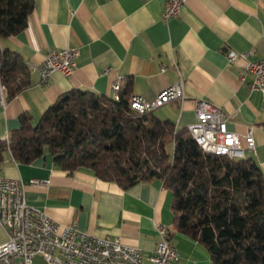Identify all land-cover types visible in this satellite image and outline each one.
Listing matches in <instances>:
<instances>
[{"label": "crops", "instance_id": "0c3cea01", "mask_svg": "<svg viewBox=\"0 0 264 264\" xmlns=\"http://www.w3.org/2000/svg\"><path fill=\"white\" fill-rule=\"evenodd\" d=\"M32 1L26 27L1 39V48L38 65L48 50L75 47L76 69L69 77L55 72L42 83L37 71L30 70L29 86L0 104V142L19 128L20 114L35 125L51 104L74 89L112 97L111 85L119 79L120 88L129 81L130 95L153 100L182 80L183 99L153 113L181 129L195 121V100L220 108L228 116V129L242 141L252 128L255 151H246L243 158H252L264 175V98L249 92V74L241 80L246 64L264 56L261 0H186L179 15L167 21L162 19L164 0ZM230 51L245 56L231 63ZM0 176L20 178L27 204L61 224L119 238L150 255L158 238L154 225L161 223L178 249L175 264H213L201 243L172 226V192L159 179L123 189L86 168L63 170L47 151L20 163L3 143ZM5 240L0 227V244Z\"/></svg>", "mask_w": 264, "mask_h": 264}, {"label": "trees", "instance_id": "16d2710c", "mask_svg": "<svg viewBox=\"0 0 264 264\" xmlns=\"http://www.w3.org/2000/svg\"><path fill=\"white\" fill-rule=\"evenodd\" d=\"M32 9V0H0V40L20 33ZM29 71L19 53L0 46L6 100L29 86ZM129 88L128 81L117 100L74 89L51 104L35 125L20 114L8 146L0 143L20 163L47 151L61 169L86 168L123 189L159 179L172 192V226L201 243L213 264H264V175L259 165L249 157L203 152L186 127L176 129L153 111L135 115Z\"/></svg>", "mask_w": 264, "mask_h": 264}, {"label": "built area", "instance_id": "2783aa9c", "mask_svg": "<svg viewBox=\"0 0 264 264\" xmlns=\"http://www.w3.org/2000/svg\"><path fill=\"white\" fill-rule=\"evenodd\" d=\"M185 1L164 0L162 19L178 16ZM261 2L264 6V0ZM244 56L230 51L228 60L233 63ZM76 57L75 47L48 50L40 64H32V70L37 71L39 83L55 72L69 77L76 69ZM247 74L251 77L247 83L249 92H259L264 98V56L246 64L241 80ZM119 83L117 79L111 85V95L116 100ZM183 97L182 80H179L163 88L153 100L130 95L128 103L131 111L140 116ZM5 102V88L0 83V104ZM194 105L195 121L186 129L194 141L202 140L203 152L204 147H220L236 155L255 151L252 128L247 129L242 141L239 134L228 129V116L220 108L204 100H195ZM4 140L8 146V136ZM30 183L37 184L38 180ZM25 186L20 178L0 176V227L6 234V240L0 244V264H34V256H40L46 264H175L180 258L166 225H154L156 246L152 254L145 255L140 248L124 244L119 238L90 235L78 230L75 224H61L44 210L29 206Z\"/></svg>", "mask_w": 264, "mask_h": 264}, {"label": "bare ground", "instance_id": "6f19581e", "mask_svg": "<svg viewBox=\"0 0 264 264\" xmlns=\"http://www.w3.org/2000/svg\"><path fill=\"white\" fill-rule=\"evenodd\" d=\"M27 66H28L29 70H32V64L28 63ZM195 141L198 145H200L202 147V140H195ZM209 148H214V149L220 150L229 159L243 158V154H239V155L229 154L228 149H222L220 147H204V149H209Z\"/></svg>", "mask_w": 264, "mask_h": 264}, {"label": "rangeland", "instance_id": "374dc122", "mask_svg": "<svg viewBox=\"0 0 264 264\" xmlns=\"http://www.w3.org/2000/svg\"><path fill=\"white\" fill-rule=\"evenodd\" d=\"M167 149H168V152L170 153V154H172V149H173V146H172V143H169L168 145H167ZM208 152H210V153H221L220 152V150H217V149H214V148H209L208 149ZM245 155L247 156L248 154H247V152H245ZM33 263L34 264H46L44 261H42V259L40 258V257H38V256H35V257H33Z\"/></svg>", "mask_w": 264, "mask_h": 264}]
</instances>
